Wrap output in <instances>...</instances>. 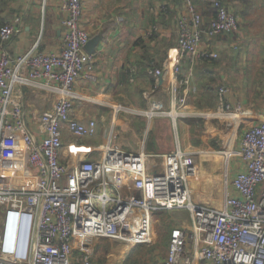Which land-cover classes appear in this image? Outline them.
Wrapping results in <instances>:
<instances>
[{
	"label": "built area",
	"instance_id": "2783aa9c",
	"mask_svg": "<svg viewBox=\"0 0 264 264\" xmlns=\"http://www.w3.org/2000/svg\"><path fill=\"white\" fill-rule=\"evenodd\" d=\"M186 11L178 21V54L172 69L173 111L187 104L190 74H182V59L213 61L219 52L204 45L208 38L233 33L239 16L223 0H202L214 15L206 22L196 0H183ZM67 15L59 52L32 49L13 56L5 46L17 31L20 18L0 27V154L3 133L19 134V148L27 153L24 174L0 176V264H96L91 243L82 237L122 240L123 226L135 210L149 216L160 210L187 209L189 223L171 229L166 257L158 264H264V110L258 122L247 124L240 137L243 169L231 181L223 205L197 202L191 183L200 174L194 153L178 149L161 154L159 165L151 159L158 154L134 152L113 145L110 139L99 160H80L68 167L61 161L64 124L76 136H92L97 121L82 122L74 115V85L79 77L95 79L94 55L89 51L90 33L81 25L83 0H60ZM165 59L150 64L158 85ZM131 70V80L134 71ZM191 66V71H192ZM33 79L57 83L61 92L55 105L38 113L44 136L36 140L23 109V85ZM218 108L211 116L242 119L244 105L231 102L226 84L218 87ZM160 104H154L157 108ZM151 109V116L154 113ZM156 111V110H155ZM134 178L136 192L124 194L112 173Z\"/></svg>",
	"mask_w": 264,
	"mask_h": 264
},
{
	"label": "crops",
	"instance_id": "0c3cea01",
	"mask_svg": "<svg viewBox=\"0 0 264 264\" xmlns=\"http://www.w3.org/2000/svg\"><path fill=\"white\" fill-rule=\"evenodd\" d=\"M223 1L239 17L241 13L237 11V3L245 7L248 5L251 7L255 3V0ZM260 1L264 3V0ZM196 3L204 20L208 22L214 15V9L202 0H196ZM186 9L183 0H83L81 25L90 33L89 51L94 55L92 63L95 79L84 76L77 79L73 88L75 93L73 117L82 122L95 119L97 132L92 136L79 137L64 124L60 151L64 164L72 167L80 160L101 159L110 139L113 145L128 151L145 150L158 154L151 160L159 165L163 160L161 154L174 151L180 146L194 153L200 164L199 151L186 145L188 120L185 118L178 120L180 111L174 112L172 109L173 81L176 78L172 64L178 54V21ZM66 15L67 13L60 8V0H0V25L16 17L20 18L17 31L4 44L13 56L29 51L36 42L40 44L39 50L59 52L63 45L65 31L63 20ZM236 33L237 31L212 38L205 36L204 45L219 53L230 51L237 45ZM165 59H169L170 64L164 69L157 85L155 76L149 71L150 64L157 61L160 65ZM229 59L232 60L233 57ZM204 63L205 61L192 65L189 56L182 59V74L178 77L190 74L191 91L188 100H192L191 104L184 105L185 117L212 115L210 111L213 109L210 111L195 109L197 106L193 99L195 93L200 94L205 87L201 82L213 74L218 76L219 85L226 84L229 87L231 102L240 101L245 106L242 119L236 120L239 121L236 127L237 135L234 140L232 136L230 138L232 157L231 153L227 154L222 170L213 163L210 170L202 169L204 172L212 171L218 174L211 175L212 186L218 189L228 180L232 181L238 171L243 169L239 152L240 126L242 134L247 124L258 122L262 118L264 104L260 105L261 107H253L250 100H245L246 97L242 94L246 92L249 95L254 89L243 80L235 79L233 68L227 60L224 69L219 67L210 69L208 66L212 61H207L208 66ZM132 68H136L134 80L130 79ZM22 88L25 121L35 139L40 140L44 133L38 120V113L55 105L61 94L59 85L47 84L44 79H33ZM157 102L160 105L154 108ZM152 108L156 111L154 110L151 118L148 112ZM146 115L145 129L140 131L137 120ZM212 117L214 119H208L207 124L222 119ZM1 141L0 176L26 173L28 156L19 148V134L3 133ZM200 165L199 177L191 183L193 198L197 202L211 204L198 198L201 187L199 182L202 178ZM111 175L120 182L124 194L137 191L134 178L128 174L114 171ZM219 178L223 179L222 184ZM209 183L202 185L209 187ZM222 187L224 189L225 185ZM197 189L199 192L195 195ZM224 190L223 196L226 190L234 193L231 184ZM87 241L89 240L80 239L82 244H86Z\"/></svg>",
	"mask_w": 264,
	"mask_h": 264
},
{
	"label": "rangeland",
	"instance_id": "374dc122",
	"mask_svg": "<svg viewBox=\"0 0 264 264\" xmlns=\"http://www.w3.org/2000/svg\"><path fill=\"white\" fill-rule=\"evenodd\" d=\"M237 11L241 13L236 33L237 39H235L237 40V45L231 48L230 51L220 52L217 60H213L209 66L207 61L204 64L213 70L218 69V67L224 69L227 60L233 68L235 79L243 80L254 89V92L249 95L246 92L242 94L246 97L245 100H250V105L253 107H261L260 105L264 104V3L260 0H255L254 5L251 7L249 5L245 7L243 4L237 3ZM232 57L234 60L229 59ZM212 76L211 82L208 81L210 79L209 75L203 82L200 81L205 87L200 94L198 92L195 93L193 99L195 100V102L193 101L194 104L197 106L195 109L202 111L213 109L214 111L218 108L219 100L216 92L218 86H220L219 78L216 74ZM195 83L197 84V82ZM208 83L214 86L212 91L207 88ZM258 86L259 89L257 90ZM191 101L188 100L186 105L191 104ZM243 103L245 102L243 101ZM177 109L182 111L178 120L184 118L188 120L186 145L199 151L198 159L201 164H199L201 170H210L212 163L222 170L225 166L227 154L231 153L232 157L230 138L234 131L235 135H237L235 127L238 126L237 123L239 121L222 118L220 119L221 121L216 122L214 120L216 123H212V121L207 124L208 119H214L212 116L203 115L202 117H197L193 115L186 118L184 106ZM210 112L212 113V111ZM148 116H150L149 112ZM146 118L147 115L146 117H140L139 121L137 120L140 131L145 129ZM241 131L242 126H240L239 130L240 135ZM213 173L217 174L216 172H204L202 170V178L199 182L201 184L199 188L200 196L197 197L210 202L215 207H221L224 199L223 191L225 192L224 189L230 186L231 181L228 180L224 184V189L222 187L224 185L215 189L211 180ZM219 180H221L222 184L223 179L219 178ZM202 183H209V187H203ZM263 187L264 183L259 187V192H261ZM198 192L197 189L195 195ZM207 196L212 198L209 199ZM135 212L141 216L134 214L132 221L123 226L124 234L122 235V240L103 238L95 241L89 240L84 244L87 245L92 242L90 248L93 250L96 264H158L167 255L171 229L176 225L190 222L189 212L184 208L160 210L149 216V222L143 220L144 213L139 210H135ZM2 223L3 217L0 213V229L2 228Z\"/></svg>",
	"mask_w": 264,
	"mask_h": 264
},
{
	"label": "bare ground",
	"instance_id": "6f19581e",
	"mask_svg": "<svg viewBox=\"0 0 264 264\" xmlns=\"http://www.w3.org/2000/svg\"><path fill=\"white\" fill-rule=\"evenodd\" d=\"M172 106H173V105H172ZM174 112H179V109L174 108ZM180 113H182V111H180ZM235 130H236V127H235ZM231 136H232V138H233V140H234V137H235V131L232 132ZM134 214H135V215H140L139 213H137V212H135V211L132 212L131 215H130L129 218H128V221H127L126 225L132 221V218H133ZM81 239H87V238L82 237ZM87 240H91V239H87Z\"/></svg>",
	"mask_w": 264,
	"mask_h": 264
},
{
	"label": "trees",
	"instance_id": "16d2710c",
	"mask_svg": "<svg viewBox=\"0 0 264 264\" xmlns=\"http://www.w3.org/2000/svg\"><path fill=\"white\" fill-rule=\"evenodd\" d=\"M0 40H1V39H0ZM216 60H217V59H216ZM205 62H206V61H205ZM212 77H213V76L210 77L209 81L213 79ZM210 82H211V81H210ZM218 87H219V86H218ZM207 88L210 89V90L212 91L213 88H214V86L211 85L210 83H208V84H207ZM217 92H218V88H217ZM217 92H216V95H217V98H218V94H217ZM199 104H200V103H199ZM169 240H170V239H169ZM93 259H94V258H93Z\"/></svg>",
	"mask_w": 264,
	"mask_h": 264
},
{
	"label": "water",
	"instance_id": "95a60500",
	"mask_svg": "<svg viewBox=\"0 0 264 264\" xmlns=\"http://www.w3.org/2000/svg\"><path fill=\"white\" fill-rule=\"evenodd\" d=\"M89 43H90V41H89ZM88 48H89V44H88Z\"/></svg>",
	"mask_w": 264,
	"mask_h": 264
}]
</instances>
